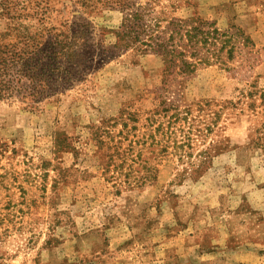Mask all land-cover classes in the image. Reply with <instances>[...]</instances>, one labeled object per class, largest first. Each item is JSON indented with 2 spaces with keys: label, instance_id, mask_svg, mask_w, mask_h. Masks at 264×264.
<instances>
[{
  "label": "rangeland",
  "instance_id": "374dc122",
  "mask_svg": "<svg viewBox=\"0 0 264 264\" xmlns=\"http://www.w3.org/2000/svg\"><path fill=\"white\" fill-rule=\"evenodd\" d=\"M145 2L162 38L198 18L215 46L168 72L116 46L121 11L67 8L91 26L83 80L35 108L0 100V264H264V0Z\"/></svg>",
  "mask_w": 264,
  "mask_h": 264
},
{
  "label": "trees",
  "instance_id": "16d2710c",
  "mask_svg": "<svg viewBox=\"0 0 264 264\" xmlns=\"http://www.w3.org/2000/svg\"><path fill=\"white\" fill-rule=\"evenodd\" d=\"M9 1L0 2V16L9 22L8 31L0 34V100L27 102L30 108L83 80L91 68L95 49L91 26L83 20L67 19L64 13L68 7H78L86 14L93 8L121 11L116 46L124 41V48L137 45V49H148L163 61L168 72L175 68L181 75L192 74L193 66L185 62L184 51L197 44L214 47L217 42V32L204 31L205 23L198 18L169 22L168 36L162 38L157 23L149 24V16L143 17L140 7L135 8L137 0H36L33 7H21L16 16L14 1ZM153 2L147 0L144 5ZM237 35L243 36L241 32ZM210 39L213 41L209 43ZM203 61L207 64L206 59ZM183 113L184 117L191 114L189 110ZM169 118L177 121L180 114L176 112ZM206 154L201 152V158L205 159Z\"/></svg>",
  "mask_w": 264,
  "mask_h": 264
}]
</instances>
